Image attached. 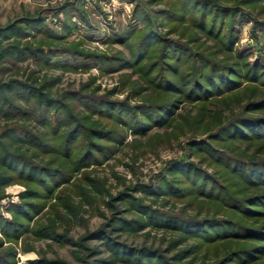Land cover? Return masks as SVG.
I'll return each mask as SVG.
<instances>
[{
    "label": "rangeland",
    "instance_id": "obj_1",
    "mask_svg": "<svg viewBox=\"0 0 264 264\" xmlns=\"http://www.w3.org/2000/svg\"><path fill=\"white\" fill-rule=\"evenodd\" d=\"M214 1L219 6L238 7L244 16L233 27L237 42L231 47V59L219 51L213 56L215 60L233 63V72L242 77H231L234 82L226 84L217 81L216 85L223 91L204 100L174 102L172 112L169 114L168 111L165 117L167 113L155 116L147 112L146 117L137 113L139 121L148 122L150 117L162 121L158 127L148 122L150 127L144 134L133 135L130 129L118 124L117 130L123 129V140L119 145L93 140L102 151L111 149L114 152L109 159L104 161L98 153H93L91 156L97 162L73 174L71 182L61 191L55 190L50 197L42 195L41 199L22 201L20 196L25 188L33 189L34 185L16 179L1 186L0 221H14L25 230L13 240L2 234L0 224V264H7V261L10 264H133L112 257L101 241L95 239L93 234L98 230H104L112 240L128 248L145 247L158 252L163 259L161 264H212L227 249H232L231 244L215 242L207 245L183 232L153 225L148 222L147 215L137 211L138 205L156 212L157 216L170 215L182 221L230 217L249 226L264 225L263 215L254 221L253 217L230 213L217 201L196 193L198 185L192 184L191 171L195 168L205 174L203 181L206 177L215 179L236 198L257 191L242 188L245 185L242 180L201 153L195 143L198 140L208 142L209 147L229 158L245 163L250 159L264 162V127H261L264 126V0L242 7L238 5L240 0ZM168 2L170 0H0V51L12 46L15 50L28 48L31 53L22 59L0 58V84L14 80L51 99L62 100L73 94L78 100H65L63 104L69 106L68 111L77 120L87 116L81 104L89 109H100L101 116L92 115L84 122L86 127L94 123V127L112 129L119 118L130 126V108L142 103H161L170 98L146 89L149 71L146 73L142 66L146 69L145 64L154 60L159 45L151 43L143 53L145 58L134 60L144 32L177 41L187 45L190 51L204 55L221 49V40L196 31L191 25L197 15L187 11L182 15L183 20L160 17L158 14L162 11L180 12L177 6L172 9L167 6ZM205 23H210V17L205 18ZM223 24L225 32L228 22ZM217 25L215 23L213 31ZM132 31L134 34L123 41L121 36ZM190 37L197 40L195 44L186 41ZM81 54H89L90 59ZM119 59L127 63L116 61ZM243 63L258 65L256 82L243 80ZM52 64H64L65 67L50 66ZM172 66L174 69L165 67L163 72L181 86L178 69L184 70L186 65L173 62ZM171 97L176 98L175 95ZM2 98H6L8 104L2 102ZM33 101L17 90L0 93V152L4 149L14 154L20 152L32 163L40 165L47 162L46 157L17 144L9 135L21 130L43 131L32 119L36 113ZM117 107L119 111H113L109 120L108 112ZM137 128L140 130L141 126ZM255 131L258 132L255 134ZM213 134L215 139L210 137ZM242 136H248V139H242ZM82 139L85 144V137ZM82 139L76 150L81 147ZM54 141L51 144L58 148L56 144L60 139ZM253 169L264 172L260 166ZM163 181L175 188V191L172 189L174 196L165 193ZM156 186L163 190L157 195L153 191ZM134 188H139L138 192ZM257 192L264 193V188ZM119 195L123 197L119 198ZM57 196L59 200H53ZM21 203L32 206H24L22 210L35 211L28 212V219L8 212L11 206ZM254 209L264 212L261 206ZM120 220H139L144 224L143 229L129 233L126 228H118ZM172 244L175 249L168 252ZM189 247L192 248L187 257H179V260L174 255ZM252 264H264V257Z\"/></svg>",
    "mask_w": 264,
    "mask_h": 264
},
{
    "label": "trees",
    "instance_id": "obj_2",
    "mask_svg": "<svg viewBox=\"0 0 264 264\" xmlns=\"http://www.w3.org/2000/svg\"><path fill=\"white\" fill-rule=\"evenodd\" d=\"M256 1L259 0H240L238 2L240 4L238 5H240L239 7L247 6ZM168 5L171 9L177 6V9H179L180 12L174 13L173 10H169V12L162 11L158 14L160 17L165 19H169V17L170 19H174L173 17H179V20H183L182 15L187 11L193 16L197 15V17L195 16L196 18L192 19L191 25H194L196 31L203 32L204 34L206 33L209 37L221 40V49L219 48V50H215L214 53L208 51L207 55H204L195 50L190 51L189 48H187V45H182L177 41L162 39L155 33L149 31L144 32L140 37V44L136 47L134 60H143L145 58L143 53L150 48L149 46L151 43L159 45L158 54L154 57V60L145 64L146 69L142 66L146 73L149 71V75L147 74L148 80L146 89L150 88L157 93L168 95L170 98H167L166 101L161 103H142L132 107L133 109L130 108V110H132L131 112L129 111L130 115H132V124H130V126H127V123L119 118L120 120L117 119L114 121L112 129L104 130L96 126L94 127V123H91L90 126L86 127L84 122H87L92 115L101 116L100 109H89L84 104H81L84 111L87 113V116H80V119L77 120L76 116L69 112V106L63 104V101L65 100L77 101L78 97L73 94L68 95V97L65 98L62 97V100L51 99L44 96L41 92H36L34 88L25 87L23 84L17 83L14 80H9L5 84H0V93H13L17 90L19 94L23 92L27 99L34 100L33 102H35L36 113L32 119L43 131L40 133H31L21 130L18 133L11 132L9 135L14 137L13 139L17 144L25 145L28 149L35 151L36 155L47 158L45 164H34L29 159L25 158L23 153L19 152L18 154H14V152L4 149L0 152V187L16 179L22 181V183L24 182L26 185L29 183L34 185L33 189L30 187L25 188L20 196L22 201L41 199L42 195L46 198L50 197L55 190L61 191L64 185H68L72 180L73 174H76L80 170L87 169L97 162L91 156L93 153H98L104 161L109 159L114 152L111 149H109L110 151L106 149L107 152L102 151L93 140L95 139L119 145L123 140V129L119 128L117 130L118 124L122 125L124 128L130 129L133 135L144 134V130L150 127L149 124H147L148 122L153 126L158 127L161 125L162 121L159 120V118L152 119L151 117V120L147 118L148 122H144L142 119L139 121L140 119L136 118L137 113L139 115L141 114L143 117H146L145 115L147 112L149 115L152 113L155 116L162 115L168 111H170V114L174 102L180 103L183 100H204L207 97H212L215 93L217 95V93L220 94L223 91L221 87L216 85L217 81H224L226 84L227 82H234L231 77H235L236 79L242 77L239 73L233 72V63L229 64L228 62H223V60H215V58H213L215 53L219 51L220 53L226 54L228 59H231V47L237 42V36L233 27L236 22L244 19L243 14L240 12V8L219 6L214 0H170V2L167 3V6ZM207 17H210V23L208 25L205 23V18ZM226 22H228V24L226 25V31L224 32L223 29L225 28V24L223 23ZM215 23H218V25L213 31ZM222 31L224 33H222ZM133 34L134 32L132 31L128 35L121 37H123V41H125ZM182 35H184V32L181 33V36ZM194 39L195 38L190 37L186 41L195 44L197 40ZM203 52H205V50H203ZM30 54V49L28 48L15 50L14 47L10 46L6 51H0V58L17 57L18 59H22L30 56ZM81 55L85 58L90 57L89 54ZM47 60L45 61L46 64H48ZM116 61L121 64L127 63V61L122 59ZM173 62H180V64L186 65L184 70L178 69V73L182 80L181 86H178L170 78H167L168 76L163 72L165 67L174 69L172 66ZM50 66L58 68L65 67L64 64H52ZM243 67L245 68V78H243V80L256 82V79H258V65L256 63H243ZM229 71H232L233 73H229ZM262 76V84L264 85V72ZM41 87L45 86L42 85ZM173 95H175L176 98L172 99L171 96ZM2 102L8 104L6 98H2ZM102 106L109 108L108 105ZM123 106L126 108L125 104ZM115 110L119 111L118 107L112 108L111 112H108L107 118L109 120L111 119L110 114ZM167 115L168 113L164 114V117ZM138 125L141 126L140 130L137 128ZM261 127L263 128L264 126ZM256 132L258 131H255V134ZM81 136L82 138L85 137V144L84 140L80 138ZM210 137H214L213 139H215L216 136L213 134ZM247 137L248 136H242V139H248ZM57 138L60 139L59 143L56 144L58 148L53 146L54 144H51V142L53 143ZM80 139H82V145L76 150V145ZM195 143L197 144L196 147L199 146L201 149L200 152L212 159L216 165L229 171L231 174L242 180L245 184L242 188L245 187L246 189L248 188L252 190L257 189V191L258 189L264 188V172H262V170L259 171L258 169H253L257 166L264 168V162L250 159L245 163L239 159L235 160L220 154L215 149L209 147L208 142L206 143V141L198 140L195 141ZM191 172L193 173L192 184H196L193 186L198 185V192L196 193L205 196L207 200H215L228 212L238 214L239 216L253 217L254 221L257 217L264 216V212H259V210L254 209V207H264L263 192L256 191L242 198H236L235 194L229 193L228 189H225L224 186L216 182L215 179L206 177L205 181H203L205 174H203V176L202 173L195 170V168H193ZM13 175L16 177L14 178ZM221 183L223 184L224 182L222 181ZM163 186L166 187L165 193L171 196L175 195V193H173L175 188L169 186V184L164 181ZM138 189L139 188H134V191L138 192ZM204 190H206V192ZM153 191H155L157 195L163 190L160 186H156ZM141 192H143V187H141ZM118 197L121 198L123 196L119 195ZM53 200L58 201L59 196L54 197ZM24 206L32 208L30 204L21 203L18 206H11L8 212L13 216L19 215L21 218L28 219V212L35 213V211L22 210ZM137 211L141 214L147 215L146 218L148 222L153 225H161L158 227L183 232L191 238L201 239L207 245L215 242L231 244L232 249H227L225 254L212 264H228L234 261H237L238 264H252L259 257H264L263 224L249 226L242 224L237 220H233L230 217L182 221L170 215L159 214L157 216L156 212L141 205L137 206ZM119 222L121 226H118V228H126L129 233H135L143 229L144 225L143 222L139 220L131 222L120 220ZM0 224L2 234L13 240H16L21 235V232L25 230L19 226L20 224H17L14 221H0ZM107 227L110 228V230L112 229L109 224ZM111 231L113 233L116 232V230ZM93 235L96 237L95 239L101 241L112 257L114 256L121 261L125 260L127 263L132 261L133 264H161L163 261L161 258L162 256H160L158 252L145 247H138L137 249L128 248L125 244H119L112 240L109 237V234L104 230H98L94 232ZM191 248L192 247L180 250V252H177L174 255L178 256V259L179 257L180 259H183L190 255L189 251ZM170 249L171 251L175 249L173 244L168 248V252ZM173 261L176 262L177 260ZM99 262L101 263L102 261ZM6 263L10 264L8 261ZM108 263H111V260H108Z\"/></svg>",
    "mask_w": 264,
    "mask_h": 264
}]
</instances>
